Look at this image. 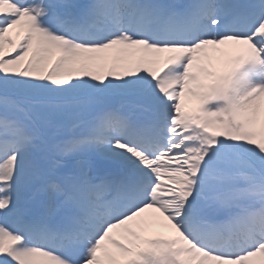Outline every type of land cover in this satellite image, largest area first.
Masks as SVG:
<instances>
[{"label":"snow or ice","instance_id":"obj_1","mask_svg":"<svg viewBox=\"0 0 264 264\" xmlns=\"http://www.w3.org/2000/svg\"><path fill=\"white\" fill-rule=\"evenodd\" d=\"M0 264H264V0H0Z\"/></svg>","mask_w":264,"mask_h":264}]
</instances>
